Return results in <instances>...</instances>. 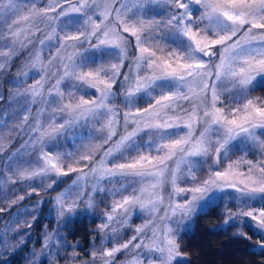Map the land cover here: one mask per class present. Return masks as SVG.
Wrapping results in <instances>:
<instances>
[{
  "label": "snow or ice",
  "instance_id": "1",
  "mask_svg": "<svg viewBox=\"0 0 264 264\" xmlns=\"http://www.w3.org/2000/svg\"><path fill=\"white\" fill-rule=\"evenodd\" d=\"M155 2L157 0H104L102 11L97 13L96 9L99 5L96 4V0H82L78 6L72 5L69 9H63L62 4L42 9H37L33 5L25 9L21 6L31 3V0H0V29H3L5 23L10 25L4 31H0V43L7 41L3 43V47L8 49V51L0 50V57L5 58L0 61V70L5 69L7 59L11 57L15 46L22 43L19 40L20 31L13 28L12 23H19L20 20L27 21L30 28L37 30L44 26L50 27L51 34L58 36L60 41L57 56L52 59H59L62 75L56 79L48 93L51 100L43 99L42 103L47 105L53 113L59 111L67 114L59 125L51 128L49 143L52 145V151L58 147L54 143L57 136H63L71 128L79 125L81 119L85 122L95 120L99 123L101 117L105 118L106 123L102 124L100 129L86 128L84 135L89 140L96 137L108 143L115 135L112 127L117 123L114 117L119 114V110L109 108L107 100L115 96L112 88L116 80L120 78V70L128 54L129 38L125 34H129L134 38L133 46L137 50L136 66L139 67L142 64L145 73H138L134 80H130L128 75L122 77V80L126 82L121 85V88L124 92V103L128 109L123 113V119L126 125L131 121L136 130L121 137L116 148L136 152L138 155L131 162H118L124 156V152H121L119 156L113 158L111 167L96 166L90 171L99 172L101 178L109 182L115 180L121 184L122 188L125 180L136 177H154L159 184L165 172L168 171L167 161L178 156L176 169H179L180 163L188 164V176L194 186L188 189H176V171L170 174L174 190L186 193L187 199L184 203L168 206L165 216L169 224L175 223L176 229L183 226L187 231V225L194 214L223 200L221 193L226 189H233L247 201L260 203L258 209L249 208L240 213L229 212L228 220L234 222L233 226L240 227L238 217L250 218L247 226L258 237L256 247L260 250V254L264 255V161L256 164L245 161L248 165L245 180L233 178L231 164L225 171L219 170L218 167L221 153H227L230 145L236 148H239L241 144L248 149H252L255 145L264 148V141L258 140L256 132L258 129L259 134L264 136V100L251 96V93L258 88H264V0H165L173 11L166 13L168 18L162 22L153 19L149 14L150 5ZM57 8L61 11L57 12ZM88 10H91L93 15H89ZM22 12L28 14L21 15ZM53 12L56 13L55 16L49 15ZM194 13L196 19H193ZM17 17H19L18 20ZM164 29L169 31L164 35L155 34ZM92 37H96L95 44L91 43ZM47 38L51 39V36ZM159 41H165L177 47L168 49L167 58L157 56V51H163ZM43 43L44 41L41 40L40 44ZM85 43L90 45L85 49V53L90 55L85 56V53L74 51ZM216 46H219L220 52L218 63L205 59L217 55V52L213 51ZM69 50L73 51L67 55L65 62L64 53H68ZM105 60L108 61L107 66L97 62ZM32 67L39 75L38 54ZM56 75L55 70L50 74L45 73L48 79ZM45 76H41L35 84L30 86H26L23 80L14 85L23 88V91L15 93V97H23V101L17 99L21 107L14 115L22 117L25 124L29 120L31 105L36 103L37 97L43 96L44 83L47 82ZM65 78L73 81L70 83V97L75 98L72 96L74 90L87 86L97 91L98 98L85 100L81 96L75 105L62 103L64 96L59 90V85ZM76 81L81 83L77 84ZM193 85L199 88V92L195 91ZM144 96L150 97L152 102L148 107L140 108L137 100L143 99ZM222 97L227 99L228 105H242V107H231L225 115ZM2 99L3 96L0 95V100ZM184 101L192 105L190 110L183 106ZM218 103L221 104L220 107H217ZM177 108L180 109L179 112ZM43 110L42 108L41 112ZM165 110L171 111L175 120L167 116ZM200 112L203 113L201 119L207 118V126L196 142L191 143L192 129ZM161 113L165 114L161 115ZM161 120L163 122H160ZM181 125L188 129L187 136L173 139L179 136L174 129ZM212 126L215 128L212 129ZM141 130L155 139L148 140L144 144L137 143L135 137ZM35 131L38 135L29 143L43 144L44 134L39 131L38 119ZM211 131L219 133V137L213 140ZM77 139L84 145L82 137ZM238 139L239 143L233 145L232 142ZM2 141L3 137L0 136V143ZM73 147L75 148V144ZM141 148L165 154L150 159L149 156L140 153ZM112 154L111 148L104 153L105 156ZM92 155L89 146H85L84 152L78 156L57 152L53 157L50 152L41 149L35 161L12 159L8 163V169L21 180L49 175L67 176L72 172L83 173V169L69 164L67 171H63L57 167L56 163H53V160L59 161L68 156L74 163H78L80 160L92 159ZM210 156L214 157L215 171H212L209 178L202 183L196 182L189 158L200 157V162L205 163ZM33 163L40 167L31 172H28L26 167H16L17 164L31 165ZM81 178L78 175L73 185H76ZM48 186L51 187V184ZM32 190L35 191L34 188ZM96 191H103V189H96ZM23 198V196L19 197L20 200ZM160 201L159 192L155 194V199H149L147 202L142 200L140 195L133 194L114 201L112 213L122 209L121 216H126L134 205H139L141 208H149L150 205L149 210L155 211ZM15 202V200L12 201V203ZM82 202L81 191L70 187L68 191L56 197V214L60 217L67 214L65 224L81 212L79 204ZM91 209L92 205L86 204L83 211L92 214ZM2 211L4 209L0 208V212ZM96 218L99 219L98 216ZM113 220V214H106L107 222L101 223L99 230L101 232L107 230L110 242L115 245L118 234L114 226L110 227ZM141 231L142 229H137L138 233ZM180 234L166 225L163 239L157 246L148 248L145 253L149 264H152L153 259L158 260L160 264H172L173 260L181 258L176 241V236ZM153 235L155 236L156 233L153 232ZM245 238L250 239L246 235ZM132 239L135 240L136 237ZM130 243L131 241L111 249H102L100 259L104 264H111L110 258L122 249H128ZM140 246V244L133 245L135 248ZM149 253L162 255L153 256ZM90 255L93 260L97 258L95 252Z\"/></svg>",
  "mask_w": 264,
  "mask_h": 264
},
{
  "label": "rangeland",
  "instance_id": "2",
  "mask_svg": "<svg viewBox=\"0 0 264 264\" xmlns=\"http://www.w3.org/2000/svg\"><path fill=\"white\" fill-rule=\"evenodd\" d=\"M82 0H31V3L23 4L22 8H31L33 5L37 9L47 8L52 5L62 4L63 9H69L72 5H79ZM104 0H96V4L99 5L96 11L97 13L102 11ZM151 12L149 13L153 19L162 22L168 18L166 13H170L173 11L171 7L167 5L165 0H157V2L150 5ZM61 11L60 8H57V12ZM162 12H164L162 14ZM27 12H22L21 15H27ZM89 15H93L91 10H88ZM156 14H159L156 16ZM49 15L55 16L56 13H50ZM19 17H17V20ZM193 19H196L195 13L193 14ZM99 23V20L97 19ZM10 25L5 23L3 29L0 31H4ZM11 26L20 31L19 40L22 43L17 44L15 46V50L13 51L11 57L7 59L6 67H8L12 60L15 57H18L19 62L16 66V76L12 79L10 89L13 91L4 101L7 104L8 109L5 110V114L0 119V136L3 137L2 143H0V156L4 158L6 161V165L3 167V173L0 178V208L5 210L7 213V219H2V224L0 228V253L18 248L22 243L25 242L27 234L26 227L31 224L35 217L38 216L40 207L43 203L46 202L48 197L40 196V198L28 205H25L23 208H17L15 210H11L14 206L20 203L23 199L30 195L38 194L43 191H47L52 187H56L58 183L61 181L64 175L60 176H39L34 177L32 179H19L18 176H14L11 171L8 169V163L10 160L15 159L17 161H35L38 157L41 149L46 152H50V154L55 157L57 152L60 153H72L73 156H78V154H82L84 152L85 146H89L91 152L93 153L92 159L90 160H80L78 163H74L71 157L65 156L61 160H53V163L57 164V167L61 168L63 171H67L68 165L71 164L72 167L83 169V173L72 172L69 175H72L70 182L68 184L61 187L58 192L53 196L54 204L52 209L50 210L51 214L56 218H62L56 214V197L61 193L68 191L70 187L75 188L76 190L81 191L83 196V202L79 204V208L81 211L85 208L86 204H91L92 209L91 213L97 215L99 217L98 227L101 223H106V214H113L114 220L111 223L110 227L114 226L116 228L117 240L114 245L109 240V232L106 230L102 232L100 237L98 238V242L94 243L93 248L90 249L88 254L85 257H80V254H75L73 256V260L70 262H64L62 264H104L103 260L100 259L101 250L102 249H111L114 246H118L119 244L128 243V249H122L120 252L115 253L113 258H110L111 264H113L115 257L121 253L122 251H126L125 256L116 264H149V260L145 253L148 251V248H152L157 246L160 241L163 239V233L165 226L168 225L172 227L175 231H182L183 226L180 229H176L175 223L169 224L167 217L165 216V212L168 210V206L170 204H180L184 203L187 199V194L184 192H178L174 190V187L171 183V173L176 171V185L175 188H184L188 189L194 186L193 182H190V178L188 176V164L180 163L179 169H176V161L179 157H173L171 160L167 161L168 171L165 172L163 180L161 183L157 184L154 177L143 178H129L124 181V187H121V184L113 180L109 182L107 179H102L99 172L92 173L90 170L96 166H108L111 167V161L113 158L120 155L121 152H124L123 159L118 160V162H131L137 157L136 152H128L123 148L117 149L116 144L119 142L120 138L126 136L128 133L135 131L134 125L131 121L127 123L124 122L123 113L128 111L124 103V92L121 88V85L126 83L122 80L124 75H128L130 80H134L138 73H145L144 66L141 64L139 67L136 66V54L137 50L133 46L134 38L129 34H125L129 38L128 45V54L124 59L123 66L120 70V78L116 80L115 85L112 88V91L115 93L114 97H109L107 100L108 107L111 109H118L119 114L114 117L117 121L112 127V131L115 135L112 137V140L108 141V143H104L103 140L93 137L91 140L85 134L86 128L90 130V128L100 129L101 125L106 123L105 118L101 117L100 122L97 123L95 120H88L85 122L81 119L79 125L74 126L69 131L64 133L63 136H57L54 141L58 147L55 151H52V145L49 143V133H51V128L59 125L62 120H64L67 116L66 113H60L53 111L48 108L47 105L42 103L43 99L51 100V97L48 96L49 91L52 89V85L55 84L56 79L62 75V68L59 62V59L53 60V57L57 56V47L60 43L58 36L52 35V30L50 27L44 26L40 30L35 28H30L27 21L20 20L19 23H12ZM247 25L245 26V28ZM169 29H164L162 32L155 33L158 35H164L168 32ZM59 32V29H57ZM7 33L5 32V35ZM63 35V33H59ZM211 35V33H209ZM51 36V39L47 37ZM94 39L96 41V37H92L91 40ZM43 40L44 43L40 44V41ZM30 41V42H29ZM3 43H7L4 41ZM95 44L94 42H91ZM160 46L163 48V51H157V56H164L167 58L168 49L176 48L177 46L171 43H166L165 41H159ZM90 45L86 44L84 47H78L74 51L77 53L85 52L86 48H89ZM0 50L8 51L7 48L3 47V44H0ZM156 50V49H153ZM179 50V49H178ZM73 50H69L68 53H64L65 62L67 61V55L70 54ZM213 51L217 52L216 56L211 58L214 63L219 62V46L213 49ZM37 54L40 57V68L39 75H37V70L32 67V63L34 62ZM89 53H85V56H88ZM5 58L0 57V61H3ZM52 61V63H50ZM126 63H129L126 65ZM55 65V67H54ZM105 65H108V62H105ZM5 67V68H6ZM211 67V65H209ZM56 71V77L48 79L45 76V73H49L51 71ZM23 73H27V75H22ZM41 76H45L46 83H44L43 87V96L36 98V103L31 105V113L29 114V120L25 124L22 120V117L15 116L19 108L20 104L17 103V99L23 101V97H15V93L19 91H23V88H18L14 86L19 83L20 80L25 81L26 86H30L36 83ZM107 79V77H103ZM259 80V77H257ZM70 81L68 78H65L61 81L59 85V90L63 92V100L62 103H72L75 105L78 102L79 97H83L85 100H95L98 98V93L95 89L88 88L84 86L79 90H74L72 98L69 96L70 90ZM15 83V84H14ZM75 83L79 84L81 82L76 81ZM255 83V82H254ZM196 92H199V88L193 85ZM86 93V95L84 94ZM251 96L257 97L253 92ZM158 98V97H157ZM224 102V110L225 115L228 114L229 109L231 107H242V105H228L227 99L222 97ZM264 100V99H263ZM151 98L148 96H144L143 99L137 100V105L140 108L148 107L151 103ZM183 106L187 109H191L192 105L189 104L188 101H184ZM221 104L218 103L217 107H220ZM44 109L41 112V109ZM179 108L177 111L179 112ZM167 116L172 117L175 120V116L171 111L165 110ZM39 113V115H37ZM165 113H161L164 115ZM203 113L200 114L196 118V123L192 129V139L191 143H195L196 140L200 137L201 132L204 131V128L207 126V118L201 119ZM243 115V113H241ZM54 117V120H53ZM231 118V117H230ZM37 119L39 120V131L44 134V143L43 144H35L32 145L29 141L35 138L38 133L35 131L37 126ZM160 122H163L162 120ZM215 126H212L214 129ZM179 136L173 137V139H177L179 137H186L188 133V129L181 127L174 129ZM257 137L259 141H264V136L259 134V130H256ZM25 133V134H24ZM210 135L213 140L219 137V133L215 131H211ZM77 137H82L84 140V145L80 143ZM136 142L140 144H144L148 140L155 139V137L146 135L145 131L141 130L138 132L135 137ZM59 140L63 141L60 142ZM69 143H66L68 142ZM71 141V142H70ZM170 142V141H166ZM15 143L16 145H13ZM239 143V139L237 141H233L232 144ZM75 144V148L73 147ZM113 149V154L111 156H105L104 153L109 149ZM264 148L259 147L258 145L253 146L252 149L246 148L244 145H240L239 148L233 147L230 145L229 151L227 153H221L219 160V170L225 171L228 170V165H232L231 172L233 174V178L236 180H245L247 177V163L245 161H252L253 164L257 162L264 161ZM140 153L149 156V158H153L156 156H163L164 152H155V151H146L144 148L140 149ZM213 159L214 157L210 156L206 159L205 163L200 162V157H190L189 164L193 166V171L195 172L196 182L202 183L205 179H208L211 175L212 171H215L213 167ZM1 160V158H0ZM103 161V164H101ZM155 162V161H153ZM16 167H26L28 172L36 170L40 167V165L33 163L31 165H23L17 164ZM211 170V171H210ZM243 173V175H241ZM86 174V175H84ZM81 176L82 178L77 182L76 185H73V181L77 178V176ZM15 180V183H13ZM53 180L55 181L53 183ZM51 184V187L48 185ZM35 189L33 191L32 189ZM103 189V191H96V189ZM127 189V190H125ZM143 190V192H141ZM159 192L161 201L157 204L155 211H150L149 208H141L139 205H134L131 207V210L126 216H121L122 209H117L116 213H112V205L114 201L122 200L124 197L132 196L133 194L140 195L141 199L147 202L149 199H155V194ZM115 193V194H113ZM221 195L224 197L222 202V207L226 213L225 221L228 220V213H240L243 211L249 210V208H259V201H247L246 198L242 197L238 192L233 189H226ZM20 196L24 198L22 200L19 199ZM15 200V203L12 201ZM102 204V205H101ZM101 205V207H100ZM6 206V207H5ZM104 207V209L102 208ZM103 209V210H102ZM49 212V214H50ZM84 212V211H83ZM169 215L171 213L169 212ZM67 216V214H65ZM64 216V217H65ZM138 217L137 220H134L135 217ZM175 220V217H173ZM193 217L191 218V222L187 225V228L192 224ZM225 221L223 225H225ZM250 218L246 217H238V224L240 227H237V232L243 233L241 229H243L242 225L248 224ZM228 223H234L232 220H228ZM227 223V224H228ZM27 225V226H25ZM137 229H142L141 232H137ZM153 232L156 235H153ZM27 233V232H26ZM136 237L133 240V237ZM177 237V236H176ZM59 237L56 234V231L51 230L44 239V245L46 248L51 249L53 245H57ZM177 241V239H176ZM58 243V244H57ZM135 244H140L139 248L133 247ZM96 253V259L93 260V257L90 253ZM33 252L29 255V259L24 262V264H36L37 256L32 258ZM149 255H162L160 253H149ZM181 257L183 255L181 254ZM177 258L175 260H178ZM173 260L172 262H174ZM152 264H160L158 260L153 259Z\"/></svg>",
  "mask_w": 264,
  "mask_h": 264
},
{
  "label": "trees",
  "instance_id": "3",
  "mask_svg": "<svg viewBox=\"0 0 264 264\" xmlns=\"http://www.w3.org/2000/svg\"><path fill=\"white\" fill-rule=\"evenodd\" d=\"M91 42L95 43L96 41L92 39ZM0 44H3V42ZM86 44H83L82 47ZM83 53L85 52L83 51ZM18 62V57H15L8 67L0 70V95L3 96V99L0 100V119L4 116L5 110L8 109L4 101L13 92L9 86L16 76ZM97 62L105 64L106 60ZM92 66L94 67V65ZM253 93L258 98L264 99V88H258ZM84 94L86 95V93ZM66 143H69V141ZM13 145L16 144L13 143ZM0 158L1 178L6 161L2 155ZM71 177L72 175L63 177L56 187L30 195L10 209L11 211L23 208L25 205L37 201L40 196L48 197L40 207L38 216L29 224L30 227H26L27 233L25 232V234H27V237L25 242L14 251L1 252L0 264H24L29 259L31 252H33L32 258L37 256L36 264H62L72 261L75 254L85 257L93 248L94 243L98 242L102 232L98 227L99 219L96 218L97 215L81 211L64 224L67 216L56 218L50 212L54 204L53 196L61 187L70 182ZM102 208L104 209V207ZM225 218L226 213L221 201L193 215L192 224L187 228V231L183 229L180 231L181 234L176 237L179 251L183 255L181 257L183 264H264V255H261L260 250L256 247L258 237L247 226L248 224L242 225L243 229L240 228V230L250 239L245 238V235H240L233 223L223 225ZM2 219H7L5 210L0 212V228ZM137 219L136 216L134 220ZM51 230L56 231V234H58L59 244L57 243V247L53 245L50 249V247L46 248L44 245V239ZM125 254L126 251L119 253L113 264L119 262ZM181 258L175 260L172 264H182Z\"/></svg>",
  "mask_w": 264,
  "mask_h": 264
}]
</instances>
